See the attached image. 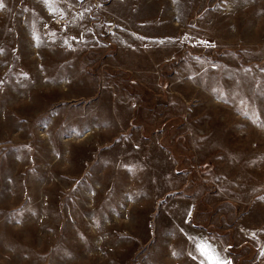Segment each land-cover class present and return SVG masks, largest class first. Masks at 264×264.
Masks as SVG:
<instances>
[{
    "label": "rangeland",
    "instance_id": "obj_1",
    "mask_svg": "<svg viewBox=\"0 0 264 264\" xmlns=\"http://www.w3.org/2000/svg\"><path fill=\"white\" fill-rule=\"evenodd\" d=\"M191 206L264 264V0H2L0 264H200Z\"/></svg>",
    "mask_w": 264,
    "mask_h": 264
},
{
    "label": "crops",
    "instance_id": "obj_2",
    "mask_svg": "<svg viewBox=\"0 0 264 264\" xmlns=\"http://www.w3.org/2000/svg\"><path fill=\"white\" fill-rule=\"evenodd\" d=\"M192 206L185 216L174 213L178 230L186 237V252L200 264H224L230 259L227 244L220 237L213 236L204 227L191 222Z\"/></svg>",
    "mask_w": 264,
    "mask_h": 264
},
{
    "label": "snow or ice",
    "instance_id": "obj_3",
    "mask_svg": "<svg viewBox=\"0 0 264 264\" xmlns=\"http://www.w3.org/2000/svg\"><path fill=\"white\" fill-rule=\"evenodd\" d=\"M0 6H2V0H0Z\"/></svg>",
    "mask_w": 264,
    "mask_h": 264
}]
</instances>
